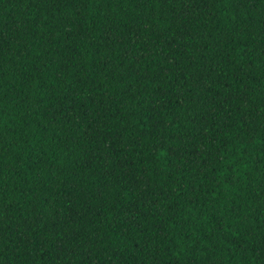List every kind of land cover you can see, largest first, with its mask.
Segmentation results:
<instances>
[{
	"label": "trees",
	"instance_id": "trees-1",
	"mask_svg": "<svg viewBox=\"0 0 264 264\" xmlns=\"http://www.w3.org/2000/svg\"><path fill=\"white\" fill-rule=\"evenodd\" d=\"M0 264H264V0H0Z\"/></svg>",
	"mask_w": 264,
	"mask_h": 264
}]
</instances>
